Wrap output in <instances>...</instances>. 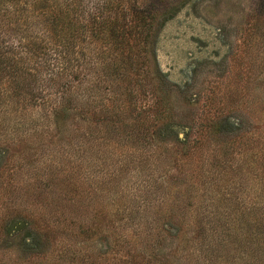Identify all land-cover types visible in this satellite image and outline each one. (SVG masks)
<instances>
[{"label": "rangeland", "instance_id": "rangeland-1", "mask_svg": "<svg viewBox=\"0 0 264 264\" xmlns=\"http://www.w3.org/2000/svg\"><path fill=\"white\" fill-rule=\"evenodd\" d=\"M142 5L156 20L140 75L99 78V66H85L77 80L83 103L111 108L126 91L133 126L111 125L92 151L77 131L97 121L91 114L68 111L64 133L41 123L40 143L29 133L10 141L15 125L0 127V264H196V213L234 216L264 202V0ZM158 97L163 115L151 109ZM159 193L177 199L183 224ZM171 226L181 233H163Z\"/></svg>", "mask_w": 264, "mask_h": 264}, {"label": "trees", "instance_id": "trees-1", "mask_svg": "<svg viewBox=\"0 0 264 264\" xmlns=\"http://www.w3.org/2000/svg\"><path fill=\"white\" fill-rule=\"evenodd\" d=\"M154 20L156 17L151 7L142 5V0H0V127L15 125L10 141L29 133L32 136H24L34 137L40 143L42 133L38 134L36 130L44 122L54 126L57 133L63 132L61 126L68 111L73 117L83 113L98 117L96 122L91 121L83 129L80 126L77 129L83 135V146L88 142L89 151L104 144L100 141L105 138L101 132L108 134L111 125L133 126L131 118L123 115L126 111L135 110L126 91L117 93L119 103L125 107L117 104L109 108L102 103L82 102L83 94L77 86L81 74L79 68L99 66V78L112 74L120 78L140 75L137 72L144 64ZM31 60L32 65L29 64ZM83 76L86 78L84 73ZM55 86L58 88L52 91ZM155 89L159 88L155 86ZM51 95L54 97L52 100L45 99ZM74 96H79L80 101L71 105ZM37 107L40 108L38 116L34 113L28 121L23 120L25 114L33 113ZM151 109L156 115L164 114L160 97ZM159 134L157 129V138ZM158 139L165 142L160 137ZM81 146L78 143L79 157ZM66 152L65 149L63 155ZM88 159L93 160L92 157ZM52 176L50 173V179ZM261 190L264 194V187ZM159 197L163 201L161 203L168 200L170 211L178 210L180 225L183 224L185 218L181 208L178 209L179 205L175 204L177 199L163 193H159ZM249 206L239 205L240 215L234 216L211 217L209 213L205 214L206 209L195 214L196 226L188 241L196 244L192 248L196 264H231L235 259L242 264H264V202L255 203L252 209L246 210ZM158 209H161L160 203ZM260 210L262 212L259 213ZM161 217L157 213L149 220L155 223ZM171 228H163V233L170 237L181 233V230ZM156 237L162 235L158 233ZM153 261L161 264L155 257Z\"/></svg>", "mask_w": 264, "mask_h": 264}]
</instances>
